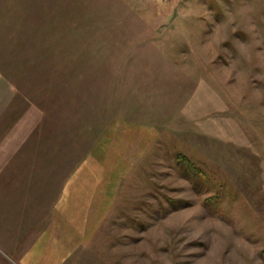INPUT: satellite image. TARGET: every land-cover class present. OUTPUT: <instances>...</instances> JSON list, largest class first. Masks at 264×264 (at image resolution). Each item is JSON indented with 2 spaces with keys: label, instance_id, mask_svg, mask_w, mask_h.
<instances>
[{
  "label": "rangeland",
  "instance_id": "374dc122",
  "mask_svg": "<svg viewBox=\"0 0 264 264\" xmlns=\"http://www.w3.org/2000/svg\"><path fill=\"white\" fill-rule=\"evenodd\" d=\"M0 264H264V0H0Z\"/></svg>",
  "mask_w": 264,
  "mask_h": 264
},
{
  "label": "crops",
  "instance_id": "0c3cea01",
  "mask_svg": "<svg viewBox=\"0 0 264 264\" xmlns=\"http://www.w3.org/2000/svg\"><path fill=\"white\" fill-rule=\"evenodd\" d=\"M149 126H155V124L149 125ZM106 154H104L101 159V163L103 165H106L107 167H104V171L101 173L102 177H98L95 180L92 181V176H93V166L90 164L85 165L84 166H80L79 169L81 170L79 172V174L74 176L73 180L79 183H88L89 188H88V192H87V196L85 197H95L96 201L93 202L92 204L97 205L99 207H101L102 209L104 208H108L110 207L112 201L114 200V197L116 195V191L118 188V184L120 183L121 180V174L122 172H124V170H126V168H128L130 165H132V160H134V158H129V159H124L121 160L120 163L115 162L113 165H110L112 163V158L113 157H109V159L106 158ZM106 158V159H104ZM102 166V165H101ZM77 172V171H75ZM83 172V176L84 178L79 179V175H82L81 173ZM77 174V173H75ZM96 186V190H93ZM93 193L95 194V196L93 195ZM85 195V192L83 194H81L80 192L77 193L74 197H70V198H76V197H83ZM93 205V206H94Z\"/></svg>",
  "mask_w": 264,
  "mask_h": 264
},
{
  "label": "trees",
  "instance_id": "16d2710c",
  "mask_svg": "<svg viewBox=\"0 0 264 264\" xmlns=\"http://www.w3.org/2000/svg\"><path fill=\"white\" fill-rule=\"evenodd\" d=\"M177 157H178V156H177ZM180 160H181V159H177V162H179ZM181 161L185 163V161H183V158H182ZM186 162H187V160H186ZM184 168L186 169V172H187V173H188V170H190V171L192 172L190 175L197 176L198 173H199L200 176H201V175H202V176L204 175V172L201 171V170H200L199 172H197L198 169H197L196 166L193 165V164H191V166H190V165H186ZM188 174H189V173H188Z\"/></svg>",
  "mask_w": 264,
  "mask_h": 264
}]
</instances>
